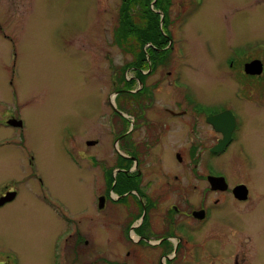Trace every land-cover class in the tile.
Segmentation results:
<instances>
[{
	"label": "flooded vegetation",
	"instance_id": "af4514ba",
	"mask_svg": "<svg viewBox=\"0 0 264 264\" xmlns=\"http://www.w3.org/2000/svg\"><path fill=\"white\" fill-rule=\"evenodd\" d=\"M167 4L166 12H158L167 26L161 47L146 45L153 53L120 71L124 83L115 88L120 104L108 120L115 154L89 178L96 196L91 210L70 212L48 194L44 172L27 143L25 109L18 97L0 99V164L11 156L8 170L0 173V264H86L77 249L88 242L83 232L93 228L96 214L103 221L105 244L114 240L123 248L118 251L125 257L122 264H264V171L242 140L243 114L200 100L180 70L158 75L169 66L164 57L174 49L168 48L171 0ZM13 34L8 28L3 37L15 61ZM230 55L232 97L264 117V62L236 46ZM245 57L261 62L260 75L244 72L240 60ZM128 70L134 72L131 79ZM166 88L175 92L162 98ZM91 162L93 169L94 157ZM47 212L58 222L51 225L55 236L48 255L43 247ZM80 218L86 220L83 228ZM22 237L40 244L36 262L18 247ZM6 239L12 243L6 245Z\"/></svg>",
	"mask_w": 264,
	"mask_h": 264
},
{
	"label": "rangeland",
	"instance_id": "374dc122",
	"mask_svg": "<svg viewBox=\"0 0 264 264\" xmlns=\"http://www.w3.org/2000/svg\"><path fill=\"white\" fill-rule=\"evenodd\" d=\"M171 2L168 27L173 42L168 48L174 49L164 57L170 61L169 66L158 75L180 70L200 100L238 109L245 124L241 137L246 150L264 171V117L254 110L246 111L247 104L242 102L240 106L232 97L234 87L229 76L233 70L228 62L233 59V46L244 53L254 51L255 55L249 58L264 62V0ZM126 3L130 13L137 17L133 23L142 28L145 14L141 0H0V27L4 29L0 30V99L18 97L28 120L27 143L37 155L48 194L52 198L57 196L62 208L70 212L74 208L83 213L91 210L95 193L89 178L100 172L104 160L115 154L114 134L108 125L113 110L120 104L115 99V88L121 89L124 83L122 67L136 60L130 41L132 33L125 31L131 27L126 19L122 20L127 17L126 13L122 15ZM150 9L160 15L155 1ZM8 28L14 32L15 61L7 53L12 47L8 49L3 37ZM159 28L161 34L167 29L161 18ZM148 48H143L145 54H149ZM240 61L251 63L248 57ZM125 75L131 79L134 72L128 70ZM165 92L175 91L166 88L162 98L166 97ZM221 97L223 104L217 102H222ZM87 141L96 144L91 147ZM10 157H3L5 165L0 164V173L8 170ZM93 157L96 162L92 169ZM46 214L50 223H44L47 244L43 243V247L48 255L55 236L51 225L57 226L58 222L49 212ZM80 221L83 228L86 220ZM102 223L96 214L93 228L83 232L88 242L80 244L78 254L86 264H122L125 257L118 251L123 248L114 240L105 244ZM24 238L17 243L18 247L31 254L32 263L36 262L40 244ZM11 243L6 239V245ZM71 246L69 243V252Z\"/></svg>",
	"mask_w": 264,
	"mask_h": 264
},
{
	"label": "trees",
	"instance_id": "16d2710c",
	"mask_svg": "<svg viewBox=\"0 0 264 264\" xmlns=\"http://www.w3.org/2000/svg\"><path fill=\"white\" fill-rule=\"evenodd\" d=\"M128 1V0H124ZM153 0H141L143 3V8L142 12L145 14L143 15L144 18V25L142 28L136 27V24L133 23L137 20V17H135V14H131L130 11L128 10V5L127 3L124 5V8L122 9V15L126 13L127 17H123L122 20L126 19L131 28H126L132 33L131 35V40L132 41V51L136 55V59H140L141 61H145L147 59V54L144 53L143 48L150 44L154 46H159L160 44V39H162V34L160 33L161 29L159 28V16L155 13H152L150 9V4ZM168 0H158V3L156 4V7L160 11H165L166 12V7L168 6L167 4ZM141 12V13H142ZM142 13V14H143ZM122 27H125V24L122 22ZM135 28V29H133ZM125 36V35H124ZM138 50V51H137ZM152 54L153 51H150L149 54ZM143 69L147 68L146 65L142 67Z\"/></svg>",
	"mask_w": 264,
	"mask_h": 264
},
{
	"label": "water",
	"instance_id": "95a60500",
	"mask_svg": "<svg viewBox=\"0 0 264 264\" xmlns=\"http://www.w3.org/2000/svg\"><path fill=\"white\" fill-rule=\"evenodd\" d=\"M163 17V15H162ZM163 20V19H162ZM261 65V62L260 61H254V62H251V63H248L246 64L245 66V72L246 74H249V75H260L262 73V66ZM96 144L95 142H88V145H90L92 147V145ZM100 203L102 204L103 206V200L100 201Z\"/></svg>",
	"mask_w": 264,
	"mask_h": 264
}]
</instances>
